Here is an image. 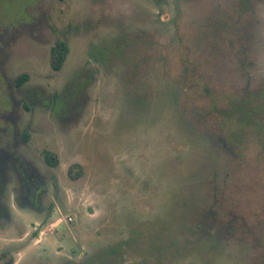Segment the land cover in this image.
<instances>
[{
	"label": "rangeland",
	"instance_id": "rangeland-1",
	"mask_svg": "<svg viewBox=\"0 0 264 264\" xmlns=\"http://www.w3.org/2000/svg\"><path fill=\"white\" fill-rule=\"evenodd\" d=\"M0 264H264V0H0Z\"/></svg>",
	"mask_w": 264,
	"mask_h": 264
},
{
	"label": "trees",
	"instance_id": "trees-1",
	"mask_svg": "<svg viewBox=\"0 0 264 264\" xmlns=\"http://www.w3.org/2000/svg\"><path fill=\"white\" fill-rule=\"evenodd\" d=\"M69 53H70V49L65 41L59 40L56 42V44L51 49V67L54 71H60L62 69ZM27 79H28V75H23L18 81V86H22ZM240 120L242 122L240 123L241 125L242 124L250 125L252 123L249 120L245 123L246 119L241 118ZM44 159L46 163L51 167H56L58 165V159L56 155H54L49 151H46L44 153ZM72 169L73 168H71L69 171L70 175L72 174Z\"/></svg>",
	"mask_w": 264,
	"mask_h": 264
}]
</instances>
